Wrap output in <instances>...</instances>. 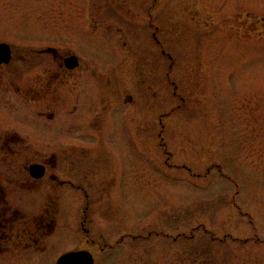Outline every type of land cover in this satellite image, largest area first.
<instances>
[{
  "label": "rangeland",
  "instance_id": "374dc122",
  "mask_svg": "<svg viewBox=\"0 0 264 264\" xmlns=\"http://www.w3.org/2000/svg\"><path fill=\"white\" fill-rule=\"evenodd\" d=\"M0 41L17 83L59 70L35 53L52 46L81 56L85 83L134 97L130 123L104 122L113 156L65 162L98 198L70 187L38 250L0 264L81 248L95 264H264V0H0ZM9 103L6 117L23 120L15 104L27 107Z\"/></svg>",
  "mask_w": 264,
  "mask_h": 264
},
{
  "label": "flooded vegetation",
  "instance_id": "af4514ba",
  "mask_svg": "<svg viewBox=\"0 0 264 264\" xmlns=\"http://www.w3.org/2000/svg\"><path fill=\"white\" fill-rule=\"evenodd\" d=\"M152 35L159 44L157 33L153 31ZM9 48L10 60L0 65V256L38 250V236L56 230L57 215L70 196V187L80 190L87 199L98 198L84 180L76 185L65 162L77 157L78 163L87 155V158L89 155L113 156L110 152L114 150L103 132L104 122L115 118L128 124L134 113L131 106L134 97L127 88L111 85L108 80V84L101 85L98 77H93L92 84L85 83L81 56L71 51L61 53L52 46L35 53L50 54L59 70L38 73L39 69L33 68L27 84L17 83L13 75L4 71L13 60L10 44ZM161 54H165L163 49ZM71 56L77 57L74 67L66 63ZM6 101L27 107L26 111L21 108L18 112L19 106L15 104V114L23 115V120L17 122L16 115L15 119L6 117L5 108H13ZM86 124L94 130H86ZM39 138L48 139V146L38 147ZM58 139L63 141L60 153L57 147L50 148L51 141ZM116 181L117 177H113L112 186ZM34 200L40 202L32 209ZM23 202L29 207L23 206ZM85 222L84 216L80 225L88 233Z\"/></svg>",
  "mask_w": 264,
  "mask_h": 264
},
{
  "label": "water",
  "instance_id": "95a60500",
  "mask_svg": "<svg viewBox=\"0 0 264 264\" xmlns=\"http://www.w3.org/2000/svg\"><path fill=\"white\" fill-rule=\"evenodd\" d=\"M11 53L9 45L5 42H0V65L3 62H8L10 60ZM77 62L76 56H71V58L66 60L68 67H74ZM95 258L93 254L87 249H77L70 250L61 254L57 260L56 264H94Z\"/></svg>",
  "mask_w": 264,
  "mask_h": 264
}]
</instances>
